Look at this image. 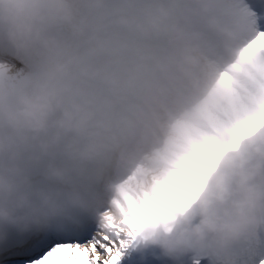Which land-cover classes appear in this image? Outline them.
I'll list each match as a JSON object with an SVG mask.
<instances>
[{"label":"clouds","instance_id":"1","mask_svg":"<svg viewBox=\"0 0 264 264\" xmlns=\"http://www.w3.org/2000/svg\"><path fill=\"white\" fill-rule=\"evenodd\" d=\"M254 35L232 0H0V240L102 214L127 233L129 199L161 204L135 245L166 264L264 226V129L229 147L264 112Z\"/></svg>","mask_w":264,"mask_h":264},{"label":"snow or ice","instance_id":"2","mask_svg":"<svg viewBox=\"0 0 264 264\" xmlns=\"http://www.w3.org/2000/svg\"><path fill=\"white\" fill-rule=\"evenodd\" d=\"M232 4L255 29L246 52L249 56L259 54L262 77L259 83L264 87V0H232ZM17 83L12 81L9 87L14 90ZM261 129H264V112L238 124L229 147H235L241 139ZM206 155L208 159L196 160L179 174L180 180L176 181L179 197L193 194L201 176L214 167V150ZM161 207L157 200L141 206L129 199L127 213L120 208L127 233L106 214H102L101 221L84 217L77 227L23 235L10 233L0 240V264H166L155 250L141 252L135 245L137 223L134 221L158 215ZM182 264H264V226L251 230L225 249L215 244L193 247L183 257Z\"/></svg>","mask_w":264,"mask_h":264}]
</instances>
